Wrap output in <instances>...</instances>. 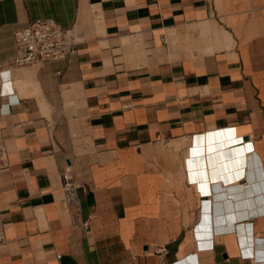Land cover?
I'll list each match as a JSON object with an SVG mask.
<instances>
[{"label": "crops", "instance_id": "0c3cea01", "mask_svg": "<svg viewBox=\"0 0 264 264\" xmlns=\"http://www.w3.org/2000/svg\"><path fill=\"white\" fill-rule=\"evenodd\" d=\"M0 134V264H264V0H0Z\"/></svg>", "mask_w": 264, "mask_h": 264}, {"label": "built area", "instance_id": "2783aa9c", "mask_svg": "<svg viewBox=\"0 0 264 264\" xmlns=\"http://www.w3.org/2000/svg\"><path fill=\"white\" fill-rule=\"evenodd\" d=\"M14 53L9 59L11 66H26L49 60L64 59L75 51V41L68 29H64L52 18H38L29 21L13 34ZM241 144L242 141L239 139ZM250 142H245L247 144ZM252 151V148H250ZM249 151V152H251ZM248 152V153H249ZM6 147L0 134V168L5 166ZM63 200L71 201L77 184L69 170L59 175ZM5 242V225L0 216V247Z\"/></svg>", "mask_w": 264, "mask_h": 264}]
</instances>
